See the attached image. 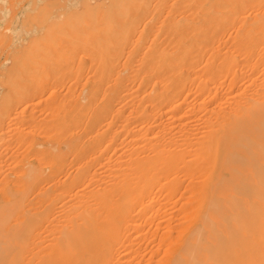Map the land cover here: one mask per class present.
I'll return each mask as SVG.
<instances>
[{
    "label": "bare ground",
    "instance_id": "obj_1",
    "mask_svg": "<svg viewBox=\"0 0 264 264\" xmlns=\"http://www.w3.org/2000/svg\"><path fill=\"white\" fill-rule=\"evenodd\" d=\"M34 1L32 0V3ZM81 1H80V5H81ZM110 1L108 2L110 3ZM142 1L143 0H141L140 2ZM166 1L169 2L170 0H166ZM183 1L181 3L179 0L181 5L185 2L187 3V0L186 1L183 0ZM196 1H197L196 3H200L205 0H196ZM210 1L211 0H209V3L208 2L207 3L211 5L213 1L212 2ZM96 2L97 1L95 0V3ZM123 2H125V0H123L122 3ZM127 2L129 6L130 3L128 0ZM136 2L141 4L139 1H135V4ZM168 2L165 3L166 6ZM170 2H174V0L173 1L171 0ZM188 2L190 4V7H192L194 3L193 4L190 3V0ZM46 3L50 4V2H46ZM83 3H85L83 5H86L85 6L86 8L89 7L87 5H92V3L88 4L89 1L88 3H86V1H84ZM112 3H114V1ZM149 3H147V6H149L148 5ZM180 3L178 4V6L180 5ZM123 4L122 6L126 8L127 5L124 6ZM139 4L138 6L141 7V5ZM151 4L155 8L156 7L155 4H157V2L155 3L153 0ZM56 5H57V1H56ZM93 5H96V4L93 3ZM131 5H132V2H131ZM168 5L171 6V3ZM173 5H176V4H173ZM187 5L188 4H186L185 7ZM7 6H9V4H7ZM49 6L54 8L53 5L52 6L49 5ZM64 6L65 5H63L62 3V7ZM109 6L110 4L108 5L107 8H110ZM169 6H167L166 9L160 6L159 9L161 8L163 9V11L165 10L164 12H166L167 10L171 9ZM200 6L198 7L201 8ZM222 6L220 7L221 10H219L220 8L218 7L219 11H217L216 9H214L216 11H213V9H210L212 13H210L208 9H204V10L201 9L202 11L200 10V13H199V10H197V13H196L198 14L197 16L195 14L196 11L194 10L193 12V9L191 8L190 10H187L184 6L180 7L182 9L178 8L183 11L180 12L179 10L180 13L178 15H175V17L176 16L182 17V15L181 16L179 15L182 14L183 12L185 15V11H187V13L190 11V13L188 14H190L191 16L195 14L193 17H195L196 20L197 18H199L201 21L200 22L198 20V23H196V27L193 26L190 28L191 24L189 23L190 25H188L189 19H187L188 17H190V15L187 16L188 15L187 14L186 16L183 15V17L186 18L185 21L187 20L186 25H178V26L176 25V27H173V30H172L173 32L177 31V32L183 33V31H185L186 33V31H188L189 28L190 29L188 33L186 34H189V33L192 34L194 33V31H196L198 35H196L197 37H194L195 40H192V41L187 40L188 42L184 41L185 43H179L177 40H176V43H173L174 41L173 40L174 37H173L172 39H170V44H169L168 37H166L167 32H164V31L161 32L158 29L159 28L158 24L163 21V18L166 15V13L171 12V11L163 13L164 15L159 12V14H161L162 16L159 15L158 13H157L158 15L155 14L157 19H159V17L161 16L159 20H157L154 17V19L158 21V22L155 21L157 23V26H154V29L157 28L159 32L157 30H152L153 27L151 26H153V23H151V26H149L150 21L152 19L151 14L148 13L150 9H148L147 11V14H149L148 18L150 19V21H148L149 20L147 18L148 15L145 12V15L143 16V18L142 16H140V18H142L143 21L142 19H139L137 16V18L140 20V21L138 20L139 22L136 20V18L135 20H133L134 17L138 15L135 13L137 12V10L135 12L134 11L131 12V10H129L130 12L128 14L131 13L130 15L132 16L135 13L136 15L134 14L135 16L134 17L132 16L133 18L131 17V19H128V22L125 24V26L123 25V28L121 29V33L119 34L116 41L114 42L113 40L109 42L106 39L107 41H105L104 43H101L102 41H99L97 38V36L100 35L98 34L100 31L96 33L97 34L96 36H94L92 35L93 32L91 30L90 31L92 33L89 32L91 36L90 34H88V31L85 34L87 36L89 35L88 36L89 38L88 37L82 38L83 34L81 37H79L78 35V37L76 36L74 38L73 36L74 34H72L71 38H74V39L73 40L71 39L72 41L70 42L69 46L67 45V42H65L64 40L60 42L61 40L59 39L61 38L59 37H62L61 33H59L61 34V36L55 37V39L57 38L58 41H56L57 39L56 40L53 39L56 43L59 42L61 43V45L63 43L62 47L63 46L65 48L69 47L72 51H74L76 49L75 47H77L78 50L77 52H75L76 54L72 52L71 53L75 55L76 58H77V54H79L78 59L80 61H81L82 55L79 58L81 54L79 52L83 53L86 51V54H87L86 58L87 59L89 58V59L88 60L85 59V60L90 62V64L88 63L89 65H86V68L88 66L89 67L91 66L90 68L88 67L90 71L92 68V71L94 70L104 79L102 80V78L99 77V75L96 76L98 77V79L101 78L99 80L97 79L100 82L102 81L101 86L102 87L107 86L106 88H108L107 90L105 89L106 92H104V94L101 96H99L100 94L95 93L97 94L96 98L102 97V96H104L105 98V100H103L105 102L104 105L102 106L98 105L99 107L101 106L102 109L103 108L104 109L103 110L98 109L99 108L98 106H97V109L98 111L100 110V113H101V110L102 112L104 110L106 111L105 112L106 115H104L105 117L103 116L104 112L101 113L102 115L100 116L101 118L104 117L105 118L104 120H106L108 115L110 116V118L109 119L107 118L108 119L107 121L103 120V123L107 122L104 125L102 121L101 122L99 121L100 117L97 116L98 113L97 115L94 113L90 118V122L88 121L87 109L91 111L89 108L93 107V104L95 105L94 103L95 101V94H94L95 91L94 90L95 89L93 90V87L97 85L94 88L97 87L98 89H101L99 86L100 82L97 81L99 85L95 82L96 84H94V86L92 83H90L92 84V87L90 86L89 87L94 92L88 90V96L86 98L87 100H89V102H86L88 103L86 104L88 108L86 110L84 109L86 111L85 115L87 119L85 118L84 120L83 118V121L86 122V124L84 123L83 125H86V126L89 125L91 129L89 130L90 132H92L91 137H93L92 141H89L88 140L89 138L85 140L86 137H88L89 135L88 136L86 135V137H82L84 138V141H87V142L89 141L90 143L86 147L88 151L85 150L84 144H81L83 143V139H82V142L80 139L79 146L74 142L73 144H76L77 146L72 144V148L75 147L73 148V150L75 149V151H73L71 149V146L69 145L70 150H72V153H73V154L72 153L70 154L73 156L72 157L70 155L65 156V158L66 157L69 158V156L73 158L75 154H78V155H81L82 157L84 153L82 154V153H79V152L76 153V152L78 150L80 152L84 150L86 153L84 156L87 157V160L84 161V159L86 158L83 159L80 156L75 155L74 162L79 157L81 162L84 161L86 164L85 163L80 164L81 162L78 159L75 164L77 167L75 169L70 168L74 170L75 172L73 171V173H70L71 170L68 167H72L74 163H69V161L71 160V158H69V160H67L68 162H66L65 164L67 166V169H66V166L64 168L61 167L63 170L64 169L66 170L62 171L63 173H61V171L60 173H58L59 170L53 171L50 169V171H47L49 168H52V166L54 167L55 165L61 166L60 163H58V161H56L58 163L57 165V163L55 164V160L53 162L52 160H50L48 164L53 163V165L51 167L49 165L48 169H44L43 167L44 170L49 172L48 173L49 175H44L41 168L34 167V165L39 164L40 167L42 165L44 166L48 165L44 163L46 161H49L50 157H48V160H47V156L44 157L43 155H41L42 151L45 152L44 150L45 146L43 149L42 147L37 146L36 144L38 143L35 142L36 147H39V150L41 148L40 155L37 158L34 156L36 150H37V153L39 152L37 148L34 149L33 147H31L33 151L35 150L34 152H32L33 155L32 153H30V151L32 150L28 151L29 147L31 146L30 144L33 142L35 138L34 137L25 138L28 135L27 133L29 132H30L29 134L34 135V133H31L33 129L32 126L35 124H39V122L36 121L37 123L35 122V124L34 122H30L33 119L32 118H31L32 120L29 119L30 116L28 115H30L29 113L31 114L33 113L27 107H25L28 109L26 110L27 112H25L27 114L25 113L23 114V112H21L23 115L21 116L20 115L21 113H20L18 114L19 117L16 116L15 114V112H17L16 109H13L15 111L14 113H12L13 112L12 108L10 109L11 112L9 114L5 113L6 116L10 115L9 118H7L8 116L7 117L5 116V118L8 119L7 121L9 120L11 121L13 117H18V118L21 117L20 119L22 120L24 117L28 116L27 117L28 120H26V122H24L25 120H22L20 122L21 123L23 122L24 124H28L30 122L33 124L31 125L29 123L31 125V126L29 125V128L32 127V129L30 128L31 131H26L29 128H25L26 130H24L22 127L21 129V126L18 125L19 121L17 120L18 121L17 122L13 118L11 123L13 122V120H15L12 124L16 123L18 125V127L16 125L17 127L16 129L18 130L14 128L15 125L12 126V124H10V126H12L13 129L11 128L12 130L7 132L8 134H10L8 135L5 132L7 131L8 128L10 129V126H9L10 121L9 123L8 122L5 123L4 121L6 120L3 121L4 127H5V124L8 123V126L5 127V128L7 127L8 128L3 129V125H0L1 126L0 129L2 128L1 129L2 131L0 132L1 133L0 142L2 141V139H5V136L7 139L3 140L4 142L2 141L0 145H2L3 143L6 144V145L3 144L2 146L3 148H6L7 145L9 146V144L12 142L14 144L13 146L15 147L14 148L12 145L11 147L13 148H11L10 146L8 147V148H11V153L8 150L3 151V154L1 155L3 156L5 154L4 157H6V154L8 152L11 154V156H9L8 154L7 155L8 157L6 158L3 157L5 159V160L3 159V161H6L9 164L11 157L12 156L14 157L13 154L16 152L15 150L19 148L18 146H21L19 144H21L23 141H26V142H23L25 143V147H26V148L24 147V150L25 151L27 150L29 153H26L27 151L25 152L22 149L23 147L21 146L22 147L21 152H19L20 149L18 150L19 155H18V152H16L17 155L15 154L16 157L18 156V158L16 157L15 159L12 158L15 161V164L17 165L18 163L17 160H19V164L22 162L20 161L19 157L22 158L23 155L21 156L20 153L26 154L25 155L26 157L34 156L35 159L36 158L38 159L36 160L37 163H35L34 165H31L32 163L30 164L31 166L28 167V169L24 171V174H22L23 170L21 171V174L19 175H24V178L18 175L19 171L21 169H24V166L22 168V166L20 167L21 165L20 164L19 168L21 169L17 170L16 169L17 166L14 164V161H12L11 159L12 162L10 166H13L12 163L16 166V167L13 166L16 169L15 170L13 168L14 169L13 174L17 173L16 175H18V177H21L23 179L22 180L20 178L21 182H18L19 179L17 178L13 179V178L8 177L9 173L2 171V173H4L6 176L8 174L7 179H9L10 181L13 179L16 184L20 183L19 188L17 185H15L13 181H11L10 183L13 186L15 185L14 187L11 185V188H14L13 190L19 189L20 191V194L17 193L18 197H15V196L13 197V198H16L14 202L16 203V205L17 204L19 205V202L20 203L22 202V206H23L22 208H24L25 206L23 204H25L26 202L25 203L23 202L28 201L27 199L30 198L31 197L30 195L32 194L33 200L29 199V201H32V202H30L29 204L27 203L28 205L26 204L27 207L28 206L30 207L31 203L35 202L34 198L36 197L33 198L35 193L39 194V193H42L43 190L48 189L45 187V184L49 185L47 187H50V186L53 187V191L51 193L48 192L49 194L47 193L43 197H40L39 195H37V198L35 199L37 200L36 202L39 201L41 203L42 202L44 203L52 202V204L50 205L51 207L47 204V206L50 207L49 212H47L48 209H45L46 212L45 210L40 212L39 208L43 207L45 204L41 205L40 207L38 205L39 203L37 204L35 202L31 206L34 208V209L32 208L33 211L31 210V207L29 208L32 211L31 215L25 216L23 212H25L26 210H23L21 208L23 212L20 213L19 210L17 209L18 210L16 212L17 214H14L17 216H12V218L14 219L10 220L12 222H7L6 220L0 219V228H2L0 229V264H264V0H228L226 1V4ZM38 7L36 9H38ZM59 7H60V11L67 8L65 7L61 10V4ZM90 7L87 10L89 11L92 10L91 12H93V9H90ZM168 7L170 9H168ZM195 7L197 6H194V9H196ZM213 7H214V4H213ZM213 7H210V8H213ZM29 8L31 9V5ZM42 8L44 7L42 6ZM56 8L58 7H55L54 10H56ZM6 9L7 10L4 13V16H6V14L8 13L9 8L7 7ZM73 9L74 8L71 9L72 11H74L73 14L77 13L76 16H78V14L80 15L79 10L81 9H78V12L75 11L76 8L74 10ZM103 9L102 10L99 9V10L104 12L106 8L105 10ZM145 9L143 10L145 11ZM178 9L176 10L173 9L174 11L171 14H173L174 16V14L178 13L177 11ZM51 10L54 13V10L53 9ZM51 10L48 9V11H51ZM87 10L85 12H87ZM112 10H115V9H112ZM26 12L28 13V10ZM71 12L69 14L73 15ZM91 12L85 13V16H82V17H85V18L89 16L92 17ZM108 12H111V10ZM213 12H217V13L213 14ZM14 13L16 12L14 11ZM27 13L26 15L28 16L30 12L28 14ZM55 13H58V12L55 11ZM113 13L112 14L110 13L111 17L112 15H114ZM151 13L153 14L154 12L151 11ZM87 14H90V15H87ZM94 14L96 13L94 12ZM97 14L99 13L97 12ZM9 16L10 17H8V19L12 20V17H11L12 15L9 14ZM32 16L30 17L29 15L28 18L29 17L33 18ZM54 17L56 16L54 15ZM101 17L98 15V18L94 17L93 19L97 21V19L99 18L101 19ZM115 17L117 18V15ZM178 17H176V19H178ZM61 18L60 17L58 19L56 18V21L58 20L57 21L58 23H55V22L51 23L52 28L54 27L55 24L58 25L60 28L65 27L63 21L66 18V16L64 17V19L63 17ZM85 18H83L84 21H85ZM105 18L107 21V18H108L107 14ZM8 19L6 17L5 23H7V25L4 23L6 25L4 28L13 30L14 28H12V26L8 24V23H11L10 20ZM51 19L48 20L46 18L48 22L49 21L51 22ZM59 19H61L62 21L60 20L61 22H59ZM78 19H80L79 16H78ZM78 19L77 20L75 19L77 23L79 22ZM118 19L119 17L116 19V21H118ZM144 19H146L149 22L147 26L152 28L150 31L152 35L148 33V35L150 34L149 38L152 39V37L154 36V39L152 40L146 39L144 42V43H147L148 45L149 42L152 41L151 46L149 47L148 45L149 50H146L147 45H145L144 43H143L144 46H142L144 47L143 49H145L144 52L149 51L148 54L145 52V55L146 56L148 55L147 56L148 59L147 57L146 58L144 57V59L141 57L144 55L143 50H141L142 47L140 49L141 55L137 52V50L135 51V53L139 54V57L141 58L131 59L130 55L135 54V53L132 54L134 50V46H130V44L132 43L129 41H127L128 43L123 42V41L126 38L127 31L129 30L131 31L129 27L133 25L134 21H136V23L138 22V24L134 23V26L137 25L138 28L136 30L135 29L136 27L134 28L133 26L134 30L133 29L132 30L134 31V34H136L137 32L136 36L140 35L139 32L142 31V29L140 28L141 27L143 28L144 25L146 24V20L144 21ZM165 19L164 21H167V19L166 20ZM171 19L175 20L174 18H171ZM46 20H45V24L48 23L46 22ZM23 21H25V19ZM52 21H54V18L52 19ZM106 21L104 23V21L102 22V20L101 21L99 20V22L104 23V24L107 23ZM141 21L145 23H143L144 25L140 24L141 26L139 28V23H141ZM171 21L172 20H170V22L168 21V23H171ZM180 21L182 23V20ZM16 22L17 20L15 21V23ZM60 23H62L63 25H61ZM156 23L154 25H156ZM168 23L166 22L167 24L166 28H168ZM73 24L75 23L73 22ZM86 24L88 25V22ZM37 25H39L40 27L42 24L41 25L37 24ZM109 25L110 24L108 23L107 27ZM49 26L46 24L43 27V29L48 30L50 29L48 28ZM82 27L83 26H81L80 29ZM162 27L164 30L165 24ZM27 28L28 27H26V29ZM32 28H33V25H32ZM66 28L67 27H65V29ZM70 28L72 29L73 27H70ZM76 28H77L76 31L79 30V27H76ZM113 28H110V29H113ZM127 28L128 30H126ZM83 29L84 27L82 28V31L86 30V29L84 30ZM106 29L108 30L109 27ZM73 30L75 31V27L73 28ZM24 31H25V28H24ZM55 31H54V34L57 35L58 33L56 34ZM61 31H63V29ZM74 31L73 33H75ZM116 31L118 32V29ZM154 31L160 34V35L158 34L159 37L163 34L162 36L164 37L166 41L164 42L162 40L163 42H161L162 43L161 44L160 41L156 40V42L158 41L160 44L158 43L153 44L156 38L155 35H157L155 34ZM5 32L1 31L0 29V47L13 44L11 39L9 38V33L6 34ZM48 32L50 33V30ZM48 32L45 31L46 35L44 33V37L46 36L49 37L50 35L53 34L52 32L51 34L48 35ZM67 33L69 34V32ZM76 33H80V32H76ZM153 33L155 35H153ZM32 35L34 34L32 33ZM55 35L50 36L49 39L52 40V37H54ZM104 35L101 34L100 37H103ZM29 36L31 35H28V37ZM167 36L170 37L171 35L167 34ZM184 36L186 37L187 35H184ZM16 37H18V35H16ZM131 37L129 39H131ZM69 38H70V34H69ZM69 38H68V41H70ZM104 38H106V36H104ZM138 38L132 37L134 41L137 40ZM181 38L178 37V39L180 40ZM38 39L42 40L40 37V38H36V40L34 41V36L32 39H29V40H32V42L33 43L35 42L36 44L38 43L37 42ZM65 39H67L66 35H65ZM112 39H115V38L112 37ZM140 41H142V39ZM171 41H172V44H171ZM29 43H31V41ZM29 43L28 45H30ZM40 43L41 41H39V45ZM139 43L140 42H138L137 44ZM35 44L34 46L31 44L33 47L30 45L31 46L30 48L31 49H36V47L39 48L37 44L36 45ZM43 44H46V43L44 42ZM44 46H43V49L45 48ZM57 46L58 45L54 46L53 44L52 51L55 50L54 51L55 54L53 52L52 53L54 55L57 54L58 56L59 53L60 54L62 53L61 52L56 53ZM62 47L58 46L57 48L60 49ZM64 47L60 49V51L66 50ZM10 48L11 47H9V49ZM52 48H50L49 51H51ZM9 49H6V50L8 51ZM81 49L84 51H81ZM36 50H33L34 53L36 52ZM7 51H5V53ZM15 51L17 52V50ZM25 51L26 53L29 51V49H26V46L24 47V51L22 52H25ZM39 51L40 50H38V52ZM1 52L3 51L0 50V53ZM12 52L9 50V54H11ZM48 52L46 50L47 56H49ZM121 52H122V55L125 52V54L122 57H121V54L119 55V53ZM34 53H33V57L35 58L36 57L35 55L38 53L36 54ZM83 54L85 56V53ZM19 55H22V54L20 53ZM38 55H40V53ZM41 55H43L42 51H41ZM63 55L64 56L66 55V56L64 57ZM26 56H29L28 53ZM47 56L43 58H46ZM18 57L22 58V56H18ZM29 57L31 59L32 54ZM66 57H67V54H62L61 56L63 60ZM4 58L5 57H3L2 59ZM24 58H25V54H24ZM48 58L49 60L50 59L53 60L51 56ZM61 58L59 55V60ZM78 59L77 61L74 60L76 62L75 63L76 67L77 66L80 67L79 65L80 62L78 61ZM13 60L11 61L12 63H13ZM35 60L37 61V62L35 61V63H39L43 61L41 59L38 62V59L36 58ZM63 60H60V62L61 61L63 62ZM65 60H68V58H66ZM32 61H34L33 58H32ZM44 61H43V64L40 63L42 65H39V66L36 65L35 67L41 66L40 68L37 67L39 69V72L41 73L42 71H44L41 75L44 77L43 74H45V76L46 77L48 76L49 78L50 72L48 71L49 73H47V70L45 69V67L46 66L48 67V65L50 66L51 60L48 61L47 59L48 62L47 61L44 62ZM54 61L59 62L57 58L53 60V62ZM69 61L70 60H68V63L73 62L72 64L74 65V61H70V62ZM7 62H9V66H12L10 65L11 64L10 61H7ZM15 62L16 61H14L13 65H15ZM68 63L66 64V62H63L64 65L66 64L67 68L71 69L73 65L71 63L70 65ZM44 64H45L44 70H42ZM53 64L51 65V67L54 68L55 65L53 66ZM84 64H87V62H85ZM32 65H30L31 69H33L35 64L32 62ZM19 66L21 67V65ZM19 66H17L16 64V66L15 67L13 66V67L19 68ZM13 67L12 68L10 67V68L13 69ZM51 67H48V68L51 69ZM59 67L60 66L56 67L60 71L58 75L59 78L56 77L58 78L57 79L58 82L61 84L66 79H68V83L70 82V84L66 83L67 80L64 82L66 83L65 85L66 88H68L67 87L68 85H70V87L71 85L74 87V84H75V89H76V86H78L77 88L79 89L80 86L78 84H80L79 83L80 80L78 82L77 78H78V73L80 72V70L78 71V69H73L74 67L70 71L68 69L64 73L65 76L68 74V72H71L72 70H74L72 72L73 74L76 70L77 74L76 73L75 74L77 75V78L75 77L76 78L75 79L74 75L69 73L66 79L61 78V79H64V81L62 80L63 82H61L60 74L62 75L64 71L62 70L61 72L60 69L63 67L62 66L60 68ZM27 68L29 69V66ZM56 68H54V72H53L54 75L56 74V70H55ZM38 69H34L33 72H36ZM63 69H66V67ZM122 69L127 70L126 73L123 75L120 72V70L122 71ZM3 71H5V69ZM50 71L52 72V70ZM59 71H57V73ZM84 71L86 70L84 69ZM92 71L86 72L85 75L82 73L83 78L85 76V79H83V83L81 81L82 86L80 89H82L81 90L82 93L85 92V91L83 92L84 88L82 87L85 84L86 80H88L87 78L90 77V74H92ZM87 73L89 76L87 75ZM32 74L33 76H31ZM6 75L8 76V74ZM31 75H22V77L24 78L25 76L26 78L33 77V79L32 78L31 79L34 82L36 80V77L39 79V77L36 74L31 73ZM34 75L36 76L34 77ZM41 75H40V78L42 79H40L39 81L42 83L37 81L38 79L36 80V83L37 82L39 83V85L37 83L38 90L31 88L32 90L30 91H35L36 93H38L37 91H40L45 85V83H47V82L44 83L43 79L47 80L48 78H45V77L43 78ZM69 75H72L71 77L73 78L71 79L70 77V81L68 78ZM86 75H87V78H86ZM5 77L3 79H6ZM96 77L94 78L93 76L92 79L94 78L95 80ZM50 79L51 80L49 83L53 82L52 84H54V80L52 81L51 77ZM11 80L15 82L14 80L16 79L11 78ZM71 80L74 81L73 84ZM94 80H93V83H94ZM18 81L21 82L22 80L18 79ZM18 81L16 80L17 82L16 84H18L17 86L19 85L22 86L21 83L19 84ZM27 81L24 80L25 83ZM75 81L77 82L75 83ZM105 81L106 82L109 81V84L107 85ZM104 82L106 84L105 86H104ZM3 84L2 86H4ZM52 84H50L51 87L49 86L51 90L52 88L57 89L58 86L56 87L55 85H53L54 86L53 87ZM47 85L49 84L47 83L45 86ZM5 86L8 87L7 84ZM39 86L40 88L41 87L42 88L40 89ZM45 86L43 90H45ZM14 89H16L17 91L20 90L19 91L20 93L24 92L23 97L24 96L28 97L27 98L28 101H26L25 100L26 98H25L24 102H22L21 101L23 99V97L21 96L22 93L19 94L20 95L19 97L18 94H15L17 93L15 91L14 93L15 96H14L12 92L13 90L10 91V93L12 92L11 94L7 93L8 95L10 94L9 95L10 97L8 96L9 99H11V97L13 98V96L16 97V95H18L17 97H19L20 99L22 98L20 100V103L22 104L21 108L22 107L24 108V105L26 106V102L29 103V98H31V95L29 97V94H28L30 91L27 92V90H29L30 88L27 89L25 87L28 96L24 95L26 93H25V90H23V88L17 89L15 87ZM46 89H49V88L47 87ZM69 89L71 90V88H68L66 89V92L64 90L63 91L64 94L66 93L68 94V96L69 94L70 96L72 94H75L76 96L78 95L77 97L80 96V93H81V91L79 92L80 89L77 91L79 93H73V90H71L72 92L70 91L71 92L70 93L68 91ZM86 89L87 88H85V90ZM51 90L49 89L48 93H47V90H45V93L49 95L51 93ZM54 91H52L53 96L49 95L50 97H53L51 100H49L50 98L48 100L47 99L44 100V98L46 97L41 96L42 99L45 101L44 102L41 99V102L42 103L44 102L45 104L47 102V105L49 103V106H50L48 108L49 111H46L48 109L41 110L43 111V113L40 111L41 114H44L47 112L49 113L51 110L54 112V114H51L52 111L49 113L50 115L49 118H52V117L55 118L56 114L59 113L57 112L56 109H58V111L63 113V110L64 108H66L67 103L69 101H72L73 97L75 100L77 98V97L75 98V96L72 95L71 97L72 99L70 98L69 101H67V103L64 104L65 106L63 108L62 103L66 102V100L69 97L65 95L60 96L59 94L60 93L63 94V92L59 91V89L55 91L56 94L59 91L58 95H55ZM100 91L101 90H99L98 92ZM31 93L33 94V92ZM39 93L41 94L42 90ZM39 93H38V97H40ZM82 93L81 95L85 94V93L84 94ZM100 93H102V91ZM7 94L5 93L6 96L2 98L4 99L5 97L7 98ZM35 96L31 98V101L33 98L35 99L38 98ZM59 96L61 98L65 97L66 100H63L64 98L62 99L54 98V97H59ZM85 97L86 96H84L83 101H87ZM1 99H0V102H1ZM4 99H3V102H4ZM53 99L54 100L60 99V101H57L60 103L62 101L64 102H62L61 103L62 105H60V103H57L56 100L53 101ZM101 99L99 100L98 98V101H101ZM16 101L17 103L14 101L15 103L14 104L10 103L9 106L15 105V108H17L16 105H19V101L18 100ZM38 101H40V99ZM51 101H53V103L56 102L54 104H57V105L52 104ZM83 101L79 100V102H81L79 103L80 105V107L78 106L79 108L76 107L75 104L73 105V107H76L77 110L81 109L82 113L79 111L76 112L75 111L76 109H75L74 111L76 113L73 112L72 117L70 115L72 119H73V115L79 114V113L82 114V117H85V115L83 116L84 114L83 108H86V107H84V105L82 106V103L83 104L85 103ZM98 101L96 102L100 104ZM32 102L33 104H31ZM32 102L30 103L32 105V107L30 106L31 108H33V105L35 104L34 100ZM41 102H39L38 105L39 106L41 105L40 107L42 108L45 107L46 105L44 103L42 104ZM114 102L118 103V105L116 104L117 107L114 106ZM89 103L90 104L93 103V104L90 106ZM3 104L6 105L5 102ZM3 104H0L1 107ZM72 104H70L69 102L68 106ZM96 105L94 106V108L96 107ZM58 106H60L63 109H60V107L58 108ZM81 106L83 108H81ZM4 107L2 108L3 110H4ZM36 107L33 108V111L35 109L37 110L38 108L40 109V107L38 108ZM18 108H17L18 112H20L19 111L21 109L20 106H18ZM54 108L56 111L53 110ZM7 111L8 110H6V112ZM35 112L36 111H34V114H36ZM2 113H4V111ZM11 113L15 114V116L11 115ZM92 113H93V110H92ZM39 114L40 113H38V115L36 114L38 116V119L40 118ZM89 114L91 113L89 112ZM46 115H43V117ZM58 115L60 116V114ZM40 116L42 117V115ZM76 116L79 119L78 115ZM43 117L41 118L42 120L40 119L41 121H44V122H40L41 124H43L42 127L47 124V126H44L45 128L43 127V130H42L43 135L46 131V128L48 127L45 133V136H44L45 142L48 138L47 134H49V138L50 136L54 137L56 136L57 133H61L59 129L62 130L63 133L56 136L57 141L59 142V138L62 134H63L62 135L63 137L60 138V141L61 139L65 137L64 134H66L65 132L67 131L66 129L68 127L71 128L72 126L74 130H78V127L80 128L82 124L81 122H79V120H77L79 122L78 123L79 126H77L78 124H76V122L73 123V121L76 120V117H74L73 121L71 119H68L69 121L70 120L72 121V124H75L77 128L76 129L74 128L75 127L74 125L70 126L71 122L69 123V121L66 120L67 117L66 118L63 117L65 119L61 121L62 122L61 124L60 123L58 124L63 125V121L65 120H66L65 123H69V125L68 124H64L63 126L58 125L62 128L66 125V128L64 127L65 130H63L62 128L58 127L56 124L59 121L57 122L55 121V120H60L61 117H59V119L55 118L54 125L52 122L53 119L48 120L49 118L47 116L46 117L47 121H46V119L44 120ZM3 119H4V116H3ZM0 121H2V119ZM98 121L106 129L103 126H101ZM49 122H52L50 123L53 126L52 129H51ZM41 124H39V126L37 125L38 127L36 129L38 131L42 129V127H40ZM97 124H99V126H97L98 128H96ZM19 127L21 130H23L22 133H24L25 131L27 135L24 133V135L22 136L23 140L19 138L21 142L20 141H19L20 143L17 142L16 143L17 145H16L14 141H16L17 138L15 136H12L11 134L14 132L15 135L17 136L16 132L18 131L19 133L18 136L22 135ZM39 127L40 129H38ZM55 127L58 128V131ZM89 127H87V131L84 130V134H87L85 133V131L89 132L88 131ZM100 127L102 131L104 129L107 131L106 139H104L105 135L103 134L104 140L101 137L96 136L97 133L98 134L101 133L100 131L98 132V129H100ZM49 128H50L49 130L50 133L48 132ZM53 128L55 131L53 130ZM70 128L68 129V133H67L69 136L66 134L67 137L69 138L71 136L70 134L74 132V130ZM3 131L5 134H3ZM51 131L55 132L56 134L53 136L54 133ZM79 131L81 130L76 131V133L77 132L81 133ZM38 133H41V131ZM38 133L36 135H38ZM51 133L53 134L51 135ZM1 135L2 136L5 135V136L1 138ZM7 135L10 137H13L12 140H10L11 141L10 143L7 141L10 139V137L8 138ZM76 136L77 135H75L74 137ZM56 137H55V141H56ZM96 137H99V139L100 138L102 139L103 143L102 141L101 143L103 147L106 146L105 148H108V146H110L108 149L109 151L112 149L111 152L112 151L113 152L112 153L110 152V154H108L107 156L106 153L109 151L104 148L107 151L106 152L105 150H103L102 147H99L100 146L99 144L101 143H99L98 141L99 139ZM30 139H33V140H30ZM28 140L31 141L30 144L28 143L29 142ZM34 141H36V139ZM76 141L78 142V140H75V142ZM104 141L106 142V145H104L105 143ZM27 143L29 144V146L27 145ZM66 144L64 143L63 145L67 147ZM80 144L84 147H81ZM26 145L28 146V148ZM47 145H49L48 141H47ZM2 147L0 146V148ZM76 147H79V148L81 147L82 149L77 150ZM96 147H99L101 149L98 150ZM54 150L56 151V154L58 156L61 154L63 155V151L61 152L58 146L57 147L54 146L53 151ZM4 152H7V153H4ZM95 152H97V154ZM0 153H2V151ZM42 154L44 153L42 152ZM100 154H102V156ZM105 155L107 156L106 160H105V157H103ZM58 156H56V160ZM76 156L78 157L76 158ZM1 157H0L1 159L0 164L3 165L2 163L3 161ZM7 158L9 159V161H7L8 160ZM41 158L43 159L46 158L45 162H43L42 165H40L41 164L40 161L42 160ZM25 160L27 159H24V161ZM70 162H73V161L71 160ZM29 163H30V160H29ZM89 163H92V165H90L91 166L90 169L88 167ZM83 164H85V166L80 168L79 166ZM97 165L98 166L101 165V166H99L98 168ZM10 166L9 165L7 167L5 166L6 168L4 166L2 167L0 166L1 167L0 169L1 181L3 180V178L6 181V178H5L6 176L5 175L3 176V174L1 173V170H7V168ZM73 167L75 166L73 165ZM61 168L59 169L62 170ZM68 170L70 172H68ZM65 171H67L70 174L65 175L66 174ZM56 172H57V175H56ZM62 174L64 175L60 179V176ZM16 175L14 176L11 174L10 176L15 178ZM65 176H67V178ZM63 177L65 178L62 179ZM4 180L2 182L3 184L5 183ZM9 180L8 182H10ZM1 181H0V184H1ZM3 184H1L2 186H0L1 188L3 187L1 189L2 192L3 190H5L4 186L7 187L8 185L7 183H5L7 185L5 184L3 185ZM8 192L6 193L7 195H9ZM4 194L5 193H3V196L0 197L1 200L3 201V198L6 199L7 197L6 200L9 201V199L11 198L10 195L4 197ZM3 202L5 203L6 201H3ZM34 205L37 206L39 211H37V208L34 207ZM13 210H14V207H11L10 211L12 212ZM29 212L30 211L28 210V213Z\"/></svg>",
    "mask_w": 264,
    "mask_h": 264
},
{
    "label": "rangeland",
    "instance_id": "obj_2",
    "mask_svg": "<svg viewBox=\"0 0 264 264\" xmlns=\"http://www.w3.org/2000/svg\"><path fill=\"white\" fill-rule=\"evenodd\" d=\"M9 1H11V2H9ZM14 1H15V2H14ZM22 1H23V2H22ZM33 1H34V0H33ZM51 1H52V2H51ZM56 1H57V5H56ZM71 1H72V2H71ZM80 1H81V0H70V1H69V0H55V1H53V0H36V1H34V2L32 3V0H21V1H19V0H13V2H12V0H8V1H7V0H0V2L3 3V4L0 3V12H1V14H0V29H1V31H3V32L7 31V32H5L6 34L9 33V38L11 39V41H12V43H13V44H12L13 47H12V45H7V46H2V47H0V50L3 51V52L0 53V60H1L3 57H5L4 59L1 60L2 62L0 61V69H1V70H0V76H1V77H0V80L2 81V83H1V81H0V94H1V95H0V99H1L2 97L6 96L5 93H6V94H7V93H10V91H12V90H13L12 92H13V95H14V96H15V94H18V95H19V94L22 93L21 96L23 97V93H24V92H21V93H20V92H19L20 90L17 91L16 89H14L15 87H16L17 89H22V88H23V90H25V93H26V94H24V95L28 96V94H29V97H30V95H31V98L34 97L35 95H36L35 97H38V93L42 90V93H43V92H44V93H43V94H42V93H41V94L39 93V96H40V97L36 98L37 101H36L35 98L32 99V101L34 100V103H35V104L33 105V108H35L36 106H37L36 108H38V107L41 106V105L39 106L38 104H39V102H41L42 97H46V98H44V100H45V99L48 100L49 98H50L49 100H51V99L53 98V97H50V96L52 95V91H54V90L56 89V88H54V89L52 88V90H51V88H50V87H51L50 84L53 83V82H52L53 80H54V84H52V86H53V85H55L56 87L58 86L59 88L57 87V89H59V91H61V92H63L64 90H65V92H66V89H68V88H71V90H73V93H79V92L82 90V89H80L81 86H82L81 81H82V83H83V79H85V76H84V78H83L82 73L85 75L86 72H88V71L91 72V71H92V68H91V71H90V69H89L91 66H90V67L88 66L89 68H88V67L86 68V65H89V64H90V62L86 61V60L89 59V58H88V59L86 58V57H87V56H86V55H87V54H86V51L83 52V53H85V56H84V54H83L82 52H79V53H81L80 56H79V58H80L81 55H82L83 58L85 57L84 60L86 59V60L84 61L83 58L81 57V61H80V60L78 59V55H79V54H77V58L75 57V55L72 54V53L77 52L78 48L75 47L76 49H75L74 51H72L69 47L65 48V47L63 46L66 50H63V51L61 50V51H60V49L63 48V47H62L63 43H62V45H61V43H59V42L56 43V42L53 40V39H55L56 36H61V34H62V37H59V38H61V39H59V40H61L60 42H62V40H64L65 42H67V45L69 46V45H70V42H71L76 36L78 37V35H79V37H81L82 34H83L82 38H83V37L86 38V37L89 36V35H88V36L85 35V34L87 33V31H88V34H90V33L93 32L92 35H94V36H96V35H97L96 33L100 31L101 33H100V32L98 33V34H100V35L97 36V38H98L99 41H102L101 43H104V42L107 41V40H108L109 42H111V40H113V42H114V41H116L117 37H118L119 34L121 33V29L123 28V25L125 26V24L128 22V19H131L132 16L134 17L136 14H138V15H136V16L134 17V19H133V20H135V18H136V20L138 21L139 19H142L143 16L145 15V12H146V14H147L148 9H150V11H149L148 13L151 14V18H152L151 21H153V22H151L150 19L148 18V17H149V14H147L148 16H147V15H146V16H147V18L149 19L148 21H150V24H149V22H148L146 19H144V21L146 20V24H145L146 26H145V25L143 24V23H145V22H142V21H143V19H142L141 23H139V28H140V26H141L140 24H143L144 27H143V28H142V27L140 28V29H142V31H140L142 34L139 32V34H140V35H139L140 37H139V36H136L137 32L135 31L136 34H134V31H133L135 27H136V28H135L136 30H137V28H138L137 25L134 26V23H136V21H134L133 25L129 27V29H131V31H130V30L127 31V35H126V38H125V39H127V40L124 39V41H123V42H127V41H129V42H131L132 44H134V45H132V44L129 43L130 46H134V50H133V53H132V54H134L136 50H137V52L140 54V49H141V47L144 46V44L147 45V43H144L145 40H146V39H147V40H148V39H151V38H149V35L151 34L150 31H151L152 28L148 27L147 24H149V26H151V23H153V26H151V27H153L152 30H157V31H158V29H159V31H161V32H162V31L167 32V33H166V37H168V43H169V44H170V39H172L173 37H174V39H173L174 41L172 40L173 43H176V40H177L179 43H185V42H188L189 40L192 41V40H195L194 37H197L196 35H198V34L196 33V31H194V33H192V34H191V33L186 34V33H188V31H189V29H190L191 27H193V26L196 27V23H198V20L200 21L199 18L196 17V18H197V20H196L195 17H193V16L197 13V10H199V13H200V10H201V9H202V10H204V9H208V10L210 11V13H212V11H211L210 9H213V11H216V10L219 11V10H221L220 7H221L222 5H225V4H226V1H228V0H222V1L219 0L220 2H219L218 0H211L210 2L213 1V2L211 3L212 6H211L210 4H208V3H209V0L202 1L203 3L200 2V3H202V4H200V3H196V2H197L196 0H190V3H192V4L194 3L193 5L191 4L192 7H190V4H189V2H188L189 0H187V3L185 2V3H183L182 5H181V3H182L183 0H180L181 3L179 2V0H178V1H177V0H174V2L176 1L175 3H174V2H170V1H171V0H170L169 2L171 3V6L168 5V4H170V3H169L168 1H166V0H159V1H158V0H157V1L154 0L155 3L157 2V4H155V5H156L155 8H154V6L151 4V2H152L153 0H152V1H151V0H143L142 2H140L141 0H135V1H139L141 4H139L138 2H136V4H135V1H133V0H131V1L128 0L129 3H130L129 6H128V2H127V0H125V2H123L124 4L122 3L123 0H118V1H120V2H118V1H116V0H113L114 3H112V2H113L112 0H111L112 2H111L110 0H96V1H97L96 3H95V0H88L89 3H88L87 0H82V1H81V5H80ZM84 1H86V3H88V4L92 3V5H87V6H89V7L91 6L90 9H93V12H91L92 10H91V11L87 10L89 7L86 8V7H85L86 5H83V4H85V3H83ZM100 1H101V3H100ZM108 1H110V3H109ZM161 1H162V2H161ZM172 1H173V0H172ZM185 1H186V0H185ZM193 1H194V2H193ZM214 1H215V2H214ZM20 2H21V3H20ZM42 2H43V3H42ZM46 2H50V4H49V3H46ZM131 2H132V5H131ZM149 2H150V3H149ZM158 2H159V3H158ZM166 2H168V3H167V6H169V7L171 8V9H170V8L168 7V9H170V10H167L166 12H168V11H171V12L166 13V12H164L165 10L163 11V9H161V8L159 9L160 6L166 9V7H167V6L165 5ZM178 2L180 3L179 6H178V4H179ZM183 2H184V1H183ZM198 2H199V1H198ZM207 2H208V3H207ZM222 2H223V3H222ZM14 3H15V4H14ZM31 3H32L33 5H32ZM35 3H36V4H35ZM39 3H40V5H39ZM62 3H63V5H65L64 7H62ZM65 3L67 4V6H66ZM68 3H69V4H68ZM93 3L96 4V5H93ZM103 3H104V4H103ZM118 3H119V5H118ZM147 3H149V4H148L149 6H147ZM163 3H164V4H163ZM7 4H9V6H7ZM13 4H14V5H13ZM22 4H23L24 6H23ZM47 4H48V5H47ZM60 4H61V10H62L63 8H65V7H67V8H66V9H63L62 11H60V7H59ZM109 4H110V6H109L110 8H107ZM122 4H123L124 6L127 5L126 8H124V7L122 6ZM138 4L141 5V7L138 6ZM159 4H160V5H159ZM162 4H163V6H162ZM173 4H176V5H173ZM184 4H185V5L188 4V5L185 7ZM198 4H199V5H198ZM213 4H214V7H213ZM16 5H18V6H16ZM30 5H31V9L29 8ZM38 5H39V7H38ZM49 5H51V6H52V5H53V6L56 5V6H54V8H53V7H50ZM82 5H83V7H82ZM106 5H107V6H106ZM117 5H118V6H117ZM151 5H152V6H151ZM164 5H165L166 7H165ZM200 5H201V6H200ZM216 5H217V6H216ZM219 5H220V6H219ZM42 6H43L44 8H42ZM80 6H81V7H80ZM116 6H117V8H116ZM132 6H133V7H132ZM142 6H143V7H142ZM177 6H178V8H180L181 6H182V7L184 6L187 10H190V8H191V9H193V12H194V10H195L196 12H195V14L193 13V14H194L193 16H191L190 14H188V13H190V11H189L188 13H187V11H185V15H184V12H183L182 14L179 15V16L182 15V17H178V16H176V17H178V19H176L175 15H178L181 11H183V10H180V9H182V8L178 9ZM188 6H189V7H188ZM194 6H197V7H195L196 9H194ZM198 6H200L201 8H199ZM7 7L9 8V9H8V13L6 14V16H4V13L6 12V10H7L6 8H7ZM20 7H21V8H20ZM32 7H33V8H32ZM37 7H38L39 10L36 9ZM55 7H58V8H56V10H54ZM92 7H93V8H92ZM99 7H100V8H99ZM102 7H103L104 9H103ZM122 7H123V8H122ZM130 7H131V8H130ZM144 7H145L147 10H146ZM174 7H175V8H174ZM210 7H213V8H210ZM218 7H219L220 9H219ZM222 7H223V6H222ZM22 8H23V9H22ZM72 8H74V9L76 8L75 11H77V12H78V9H81V10H79L80 15L78 14V16H79L80 19H78V16H76L77 13H76V14H73L74 11L71 10ZM105 8H106V10H105ZM127 8H129V9H127ZM152 8H153L154 10H153ZM197 8H199V9H197ZM16 9H17V11H16ZM20 9H21V10H20ZM48 9H49V10L53 9V10H54V13H53L52 10H51L52 12H51V11H48ZM67 9H68V10H67ZM74 9H73V10H74ZM96 9H97V10H96ZM99 9H101V10L103 9V10H105V11L102 12V11L99 10ZM108 9H109V10H108ZM112 9H115V10H112ZM122 9H124V10H122ZM134 9H135V10H134ZM143 9H145V11H144ZM156 9H157V10H156ZM173 9H174V10L178 9V10H177L178 13L174 14V16H173V14H171V13H173V11H174ZM214 9H216V10H214ZM218 9H219V10H218ZM222 9H223V8H222ZM25 10H26V11L28 10V13L30 12V13H29L30 17H31L33 14H34L35 16L33 15V16H32L33 18H30V17L28 18L29 15H28V16L26 15L27 12H26ZM36 10H37V11H36ZM42 10H43V11H42ZM46 10H47V11H46ZM86 10H87V12H85ZM110 10H111V12H108V11H110ZM120 10H122V11H120ZM129 10H131V12H132V11L135 12V11L137 10V12H135L136 14L134 13L135 15L133 14V15L131 16V15H130L131 13L128 14V13L130 12ZM159 10H161V11H159ZM179 10H180V12H179ZM184 10H185V9H184ZM202 10H201V11H202ZM14 11H15L16 13H14ZM22 11H23V12H22ZM41 11H42V12H41ZM55 11L58 12V13H55ZM71 11H72V12H71ZM82 11H83V12H82ZM96 11H97L99 14H97ZM112 11H113L114 13H113ZM151 11L154 12V13H153L154 15L151 13ZM162 11H163V12H162ZM9 12H10V13H9ZM19 12H20V13H19ZM25 12H26V13H25ZM40 12H41V13H40ZM43 12H44V13H43ZM62 12H64V13H62ZM70 12H71L74 16H73V15H70V14H69ZM89 12H91V16H92V17L89 16L91 20L89 19V17H86V18H85V17H82V16H85V13H89ZM94 12H95L97 15L94 14ZM101 12H102V13H101ZM105 12H106V13H105ZM118 12H119V13H118ZM123 12H124V13H123ZM140 12H141V13H140ZM159 12L162 13V14H163V13H166V15L164 16L163 21H162V19H161L162 22L158 24V25H159V28H158V29H157V28L154 29V26H157V23H156L155 21L159 20V19L161 18V16H162L161 14H159ZM191 12H192V11H191ZM11 13H13V14H11ZM28 13H27V14H28ZM37 13H38L39 15H38ZM42 13H43V14H42ZM49 13H50V15H49ZM66 13H67L68 15H67ZM110 13H111V14L113 13L115 16L117 15V18L119 17L118 21H116L117 18H116L114 15H112V17H114V18H112ZM142 13H143V14H142ZM157 13H158L159 15H161L160 17L157 16V17H159V19L156 18V15H158ZM174 13H175V12H174ZM214 13H217V12H213V14H214ZM9 14L12 15V16H11V17H12V20L8 19V17H10ZM24 14H25L27 17H26ZM36 14H37L38 16H37ZM56 14H57V15L59 14V15L57 16ZM100 14H101V15L104 14V15H102V17H101ZM106 14H107V17H108V18H107V21H106V18H105V17H106ZM155 14H156V15H155ZM167 14H168V16H167ZM187 14H188V15H187ZM191 14H192V13H191ZM48 15H49V16H48ZM52 15H53V16H52ZM54 15H55L56 17H54ZM87 15H90V14H87ZM87 15H86V16H87ZM98 15L101 17V19L99 18V19H97V21H96L95 19H93L94 17H95V18H98ZM152 15H153V17H152ZM163 15H164V14H163ZM170 15H171V16H170ZM183 15H184V16H186V15L189 16V15H190V17L187 18V19H189V20H188V21H189V22H188V25L191 24V25H190V28L188 29V31H186V33H185V31H183L184 34H183L182 32H177V31H174V32H173V31H172V30H173V27H176V25L178 26V25H186V24H187V22H186L187 20L185 21L186 18L183 17ZM197 15H198V14H196V16H197ZM46 16H47V17H46ZM65 16H66V18L64 19ZM67 16H69V17H67ZM137 16H138L139 19L137 18ZM140 16H142V18H140ZM6 17H7L8 20H10L11 23H8V24H9L10 26H12V28H14L13 30L5 29V28H4V27L7 25V23H5ZM34 17H35V19H34ZM37 17L40 18V19H38ZM41 17H42V18H41ZM52 17L54 18V21H52V19H53ZM59 17H60V18L63 17V19H64V21H63V22H64V26L67 27L66 29H67L68 31L65 29V27H62V26H61L62 28H60V27H59L58 25H56V24H55L54 27L52 28V24H51V23H52V22L58 23V22H57L58 20L56 21V18L58 19ZM76 17H77V18H76ZM121 17H122L123 19H122ZM133 17H132V18H133ZM154 17H155L157 20H155ZM18 18H19V19H18ZM21 18H23V19H21ZM26 18H27V19H26ZM46 18H47L48 20L52 18V19H51V22H50V21L48 22V21L46 20ZM69 18H70V19H69ZM83 18H85V21H84ZM103 18H104L105 20H104ZM115 18H116V19H115ZM120 18L122 19L123 22L121 21ZM144 18H145V17H144ZM165 18L167 19V21H164ZM171 18H174L175 20H173V19H171ZM180 18H181V19H180ZM193 18H194V19H193ZM24 19H25V21H23ZM61 19H62V18H61ZM61 19H59V22L62 21ZM68 19H69V21H68ZM75 19H76V20L78 19L79 22L77 23V22L75 21ZM82 19H83V20H82ZM126 19H127V20H126ZM166 19H165V20H166ZM8 20H7V21H8ZM16 20H17V22L15 23ZM21 20H22V21H21ZM34 20H35V21H34ZM45 20H46V22H48V23H46L48 26L51 24V25H50L51 27L49 26L48 28H50V29H48V30H46V29L44 30V29H43V27L46 25V24H45ZM60 20H61V21H60ZM73 20H74V21H73ZM87 20H89L90 23H89V21H87ZM93 20H94V21H93ZM99 20H100V21L102 20V22L104 21V23H105V21H106L107 23H106V24L101 23V22H99ZM170 20H172L171 23H168V21L170 22ZM178 20H179V21H178ZM180 20H182V23H181ZM18 21H19L20 23H19ZM72 21H73L75 24H73ZM119 21H120V22H119ZM139 21H140V20H139ZM139 21H138V22H139ZM183 21H184V22H183ZM191 21H192V22H191ZM22 22L24 23V25H23ZM87 22H88V25H89V26L86 24ZM92 22H93V23H92ZM97 22H98V23H97ZM138 22H137L136 24H138ZM154 22L156 23V25H154V24H155ZM157 22H158V21H157ZM159 22H160V21H159ZM166 22L168 23V28H166V26H167ZM172 22H173V23H172ZM178 22H179V23H178ZM193 22H194V24H193ZM200 22H201V21H200ZM4 23H5L6 25H5ZM21 23H22V25H21ZM34 23H36V24H34ZM108 23L110 24V25L108 26L109 29H110V28H113V27L116 25L117 27H116V26H115V27L118 29V32L116 31L117 29H116L115 27H114L115 29H114V28H113V29H110L111 31H110L109 29L107 30L106 28H108V27H107V24H108ZM120 23H121V24H120ZM162 23H163V24H162ZM174 23H175V25H174ZM189 23H190V24H189ZM15 24H16V25H15ZM37 24H40V25L42 24V25L39 27V25H37ZM60 24L63 25L62 23H60ZM70 24H71V25H70ZM72 24H73L74 26H73ZM111 24H112V25H111ZM161 24H162V25H161ZM164 24H165V28H164V30H163V27H162V26H164ZM32 25H33V28H32ZM160 25H161V26H160ZM198 25H199V24H198ZM21 26H22V27H21ZM24 26H25V27H24ZM30 26H31V27H30ZM81 26H83L84 29H86V30L83 29L84 31H82V28H83V27L80 29ZM105 26H106V27H105ZM133 26H134V28H133ZM2 27H3V29H2ZM18 27H19V28H18ZM23 27L25 28V31H24V28H23ZM26 27H28V28L26 29ZM29 27H30V28H29ZM35 27H36L37 29H36ZM58 27H59V28H58ZM70 27H73V28L75 27V31L73 30V28L71 29ZM76 27H79V30L76 31V29H77ZM118 27H119L120 29H119ZM169 27H170V29H169ZM45 28H46V27H45ZM57 28H58V29H57ZM160 28H161V29H160ZM21 29H22V31H21ZM31 29H32V30H31ZM62 29H63V31H61ZM99 29H101V30H99ZM132 29H133V30H132ZM140 29H138V30H140ZM166 29H167V30H166ZM49 30H50V33L48 32ZM55 30H56V31H55ZM58 30H60V31H58ZM90 30H91L92 32H91ZM97 30H98V31H97ZM126 30H128V28H127ZM165 30H166V31H165ZM169 30H170V31H169ZM186 30H187V29H186ZM192 30H193V28H192ZM192 30H191V31H192ZM194 30H195V29H194ZM9 31H10V32H9ZM18 31H19V32H18ZM23 31H24V32H23ZM26 31H27V32L29 31V32L27 33ZM45 31L48 32V35L51 34V33L53 32V34L50 35V36L55 35V34H54V31L56 32V34H57V33H58V34L55 35L54 37H52V40H50V39H49L50 36H49V37L46 36L47 38L44 37V33H45ZM73 31H74L75 33H73ZM106 31H107V33H109V34H107ZM159 31H158V32H159ZM168 31H169V32H168ZM22 32H23L24 34H23ZM67 32H69V34H70V38H69V34H68ZM76 32H80V33H76ZM89 32H90V33H89ZM130 32H131V33H130ZM132 32H133V34H134L135 36L132 34ZM154 32H155V31H154ZM158 32H155V34H157V35H155V34L153 33V35H155V37H156L155 40H154V43H153V44H157V43L160 44L161 42H163V41L165 42V41H166V40L164 39V37L162 36L163 34L161 35L162 37H161V36L159 37L160 34H159ZM164 32H163V33H164ZM175 32H176V33H175ZM192 32H193V31H192ZM10 33H11V34H10ZM15 33H16V34H15ZM32 33H33L34 35H32ZM42 33H43V34H42ZM59 33H61V34H59ZM148 33H150V34L148 35ZM179 33H180L181 35H180ZM27 34H28V35H31V36L28 37ZM39 34H40V36H39ZM72 34H74V35H73L74 38H71V35H72ZM80 34H81V35H80ZM101 34H103V35L105 34L104 36H106V38H104V36H103V37H100ZM117 34H118V35H117ZM125 34H126V32H125ZM131 34H132L133 36H132ZM158 34H159V35H158ZM167 34H168V35H171V36L169 37V36H167ZM16 35H18V37H16ZM45 35H46V33H45ZM65 35H66L67 39H65ZM67 35H68V36H67ZM142 35H143V36H142ZM151 35H152V34H151ZM164 35H165V34H164ZM173 35H175V36H173ZM184 35H187V36L185 37ZM189 35H191L192 37L189 36ZM24 36H25L26 38H25ZM33 36H34V41L36 40V38H40V37H41V39H42V40H39V39H38L39 41H41L40 45H39V41L37 40L38 43H36V44H37V46L39 47V48L36 47L37 50H36V49H31V48H30L32 45L34 46V44H35V42L33 43L32 40H29V39H32ZM90 36H91V34H90ZM94 36H93V37H94ZM111 36H112L113 38H115V39H112ZM127 36H129V37H127ZM131 36H132V37H135V38H138V37H139V38H138L137 40L134 41V40H133L134 38L132 39ZM177 36L180 37V38L182 37L181 40L178 39ZM11 37H12V38H11ZM15 37H16V38H15ZM35 37H36V38H35ZM130 37H131L132 41H131V39H129ZM151 37H152V36H151ZM166 37H165V38H166ZM176 37H177V38H176ZM190 37H191V39H190ZM28 38H29V39H28ZM68 38L70 39V41H68ZM88 38H89V37H88ZM90 38H92V37H90ZM108 38H109V39H108ZM159 38H160V40H159ZM161 38H162V39H161ZM183 38H184V39H183ZM26 39H28V40H26ZM56 39H57V38H56ZM56 39H55V40H56ZM71 39H72V40H71ZM106 39H107V40H106ZM141 39H142V41H140ZM152 39H154V36L152 37ZM152 39H151V40H152ZM156 40L160 41V43H159L158 41L156 42ZM162 40H163V41H162ZM179 40H180V41H179ZM182 40H183V42H182ZM187 40H188V41H187ZM22 41L25 42V43H23ZM30 41H31V43H29ZM50 41H52V42H50ZM53 41H54V42H53ZM56 41H58V39H57ZM172 41H171V44H172ZM184 41H185V42H184ZM14 42H15V43H14ZM42 42H43V43L45 42L46 44H43ZM138 42H140V43L137 44ZM147 42H149V41H147ZM151 42H152V41H151ZM151 42H149V44H148L149 47L151 46ZM155 42H156V43H155ZM21 43H22V44H21ZM28 43H29L30 45H31V44H32V45L30 46V45H28ZM127 43H128V42H127ZM141 43H142V45H141ZM143 43H144V44H143ZM15 44H16V45H15ZM36 44H35V45H36ZM53 44H54V46L58 45L59 47H60V46L62 47V48L59 49V48H57V47H58V46H57V47H56V49H57V50H56V53H57V52H61L62 54H67V57H66V58H68V60H70V61H74V60H76V61H77V59H78V61L80 62V64H79L80 67H78V66L76 67V65H75L76 62H75V61H74V65L72 64L73 62L71 63V62L69 61V62L73 65V66H72V68L74 67L73 69H78V71L80 70V72H79L80 74L78 73V78L82 76L81 78H79V79L77 78V75H76L77 72H76V70H75V72H74L73 74H72V72H73L74 70H72L71 72H68V74L71 73L72 75H74V78L76 77L78 82H79V80H80L79 83H80L81 85L78 84V85L80 86V87H79L80 90L77 88L78 86H76V89H75V84H74V87H73L72 85H71V87H70V85H68V86H67L68 88H66L65 85H66V83H68V79H66V77H67L68 74L66 73L67 75L65 76L64 73H65V71H67L68 69H69V71H70L72 68H71V69H70V68H67L66 64L68 63V60H65L66 58L63 60V58H61L62 54L59 53L60 58H61L60 60H63V62H66L65 65L63 64L62 61L60 62V60H59V55H58V56H57V54L54 55V54H55V53H54L55 50L52 51V50H53V48H52V47H53ZM64 44H65V43H64ZM161 44H162V43H161ZM164 44H165V43H164ZM166 44H167V43H166ZM19 45H20V46H19ZM23 45H24V47L26 46V49H29V51L27 52L28 55L31 56V54H32L31 59H30L29 56H26V55H27V53H26L27 50H26L25 52H22V51H24V47H23ZM44 45H45V46H44ZM126 45H127V44H126ZM148 45H147V49H146V50H149ZM33 46H32V47H33ZM43 46L45 47L44 49H43ZM46 46H47V47H46ZM9 47H11V48L9 49ZM16 47H17V48H16ZM28 47H29V48H28ZM78 47H79V46H78ZM139 47H140V48H139ZM21 48H22V50H21ZM40 48H41V49H40ZM50 48H52L51 51H49ZM143 48H144V47H142L141 50H143V54H144V55L142 54L143 56H141V57L144 59V57L146 58V57L148 56V55H147V56L145 55V52L148 54L149 51H148V52H147V51L144 52L145 49H143ZM6 49H9L11 52H12V51H13V52H12L11 54H9V50L7 51ZM45 49L47 50V52L49 51V52H48V55H49V56H47V54H46V50H45ZM54 49H55V47H54ZM58 49H59V50H58ZM15 50H17V52H16ZM33 50H36V52L34 53ZM38 50H40V51L38 52ZM70 50H71V51H70ZM5 51L8 52V53L6 52V53L8 54V56H7V54L5 53ZM18 51H19V53H18ZM20 51H21V52H20ZM31 51H32L34 54H36V53L39 54V53H40V55H38V54L35 55V56H36L35 58L38 59V62H39L41 59H42L43 61H44L45 59H46L45 61H47V59H48V61L51 60V61H50L51 64L49 63L50 66L47 64L48 67H51V65H52L53 63H54L53 66L55 65L54 68H56L57 66H60V67L62 66L63 68L66 67V69H63V68L60 69L61 72H62V70L64 71V72H63L64 75L62 74L63 76L60 74V79H61V78H65V79L67 80V81L65 80L66 83H64V82H65L64 79H61V80H60L61 82L64 81V82L61 83V84H60V83L58 82V80H57V79L59 78L58 75H59V73H60V71L58 70V68L55 69V70H56V74L54 75V74H53V72H54V68H53V67H51V69L48 68L47 66H46L47 68L45 67V69L47 70V73L50 72V73H49V74H50L49 76L52 78V81H51L52 83H49L50 80H51L50 77L48 78V76L46 77L45 74H43L45 78H48V79H49V80H48V79H47V80H46V79H45V80L43 79V82H44V83L47 82V83L49 84V85H47V86H45L47 83H45V85H44V84H43V85L45 86V90H47V93H48V90H49V89L51 90V93L49 94L50 96H49L48 94L45 93V90H43V89H44V86H43V88L41 87L42 89H41L40 86H39V88H40L41 90H40V91H37V90H38L37 86L39 85L38 82H37L38 85H37V83H36V80L38 79L37 77H36V80L34 79L35 82L32 80L33 77H31L32 79H31V78H26V76H25V78L22 77V75H31V73H34V74H36V75L39 77V79H38L37 81H39L40 79H42V78H40V75H41L44 71H42V72L40 73L38 68H40L41 66H40V67H38V66H39V65H42V64H43V61H42V62H39V63H35L36 60H35V58L33 57V53H32ZM41 51H42V54H43L44 56L41 55ZM81 51H84V50L81 49ZM15 52H16V53H15ZM52 52H53L54 54H53ZM71 52H72V53H71ZM4 53H5V54H4ZM20 53H21L22 55H19ZM49 53L52 54V55H54V56L50 55ZM141 53H142V52H141ZM16 54H17V55H16ZM24 54H25V58H24ZM45 54H46V55H45ZM75 54H76V53H75ZM120 54H121V57H122V56L125 54V52L123 53V55H122V52L119 53V55H120ZM135 54H136V53H135ZM135 54H134V55H130L131 59L141 58V57H139V54H136V55H135ZM9 55H10V56H9ZM137 55H138V56H137ZM140 55H141V54H140ZM6 56H7V58H6ZM18 56H22V58H21V57H18ZM45 56H47V57H46V58H43V57H45ZM50 56H51V58H53V60H55V59L57 58V60H58L59 62H57V61H54V62H53L52 59L49 60L48 57H50ZM63 56H64V55H63ZM65 56H66V55H65ZM65 56H64V57H65ZM68 56H69V57H68ZM134 56H135V57H134ZM9 57H10V58H9ZM11 57H12V58H11ZM14 57H15V59H14ZM16 57H17V58H16ZM121 57H119V58H121ZM133 57H134V58H133ZM26 58H27V59H26ZM32 58L34 59V61H32ZM5 59H6V61H5ZM13 59H14V60H13ZM147 59H148V57H147ZM12 60H13V63H14V61H16V62H15V65H13V63L11 62ZM22 60H24V61H22ZM7 61H10V63H11L10 65H12V66H9V62H7ZM45 61H44V62H45ZM48 61H47V62H48ZM17 62H18V63H17ZM22 62L24 63V65H23ZM32 62L35 64L34 67H33V69L30 68V67H31L30 65H32ZM36 62H37V61H36ZM79 62H77V63H79ZM81 62H82V63H81ZM85 62H87V64H84ZM40 63H42V64H40ZM70 63H68V64H70ZM88 63H89V64H88ZM16 64H17V66L21 65V67L19 66V68H18V67L14 68V67L16 66ZM29 64H30V65H29ZM62 64H63L64 66H63ZM71 64H70V65H71ZM82 64H83V65H82ZM4 65H5L6 68L4 67ZM25 65H27V66H25ZM36 65H38V66H37L38 68L35 67ZM70 65H69V67H70ZM13 66H14V67H13ZM22 66H23V67H22ZM28 66H29V69L27 68ZM32 66H33V65H32ZM44 66H45V64L43 65L42 70H44ZM2 67H3V68H2ZM10 67H11V68L13 67V69H11ZM60 67H59V68H60ZM8 68H9V69H8ZM4 69H5V71H3ZM20 69H21V71H20ZM34 69H38V70H37L36 72H33ZM84 69H85L86 71H84ZM88 69H89V70H88ZM26 70H27V71H26ZM30 70H31V71H30ZM46 70H45V71H46ZM50 70H52V72H51ZM87 70H88V71H87ZM1 71H2L3 73H2ZM29 71H30V72H29ZM40 71H41V69H40ZM48 71H49V72H48ZM57 71H59V72L57 73ZM83 71H84V72H83ZM93 71H94V70H93ZM93 71H92V74H90V77H89V78H87L88 73H87V75H86V78H87L88 80H86V82H85V84H84L85 87H84V85H83V87H82V88H84L83 92L85 91V92H84L85 94L82 93V91H81V93L84 94V95H81V93H80V96H79L80 99H79V97H77L78 95L76 96L75 94H72V95L75 96V98H76V97H77V98H76V100H75L74 97H73V100H72V101H69V99L72 97V95L70 96V94H69V96H68V94H66V93L64 94V92H63V94L60 93L59 95H60V96H61V95H62V96L65 95V96H68L69 98L66 100L65 97H62V98H64L63 100H66V102L62 101V102H64V103L61 102V103L63 104V105H62L60 102H57V101H60V99H62V98H61L60 96H59V97H54V98H56V99H57V98H60L59 100H56V99H55V100H56L57 103H60V105H62L63 108H64V106H65L64 104L67 103V101H69L70 104L73 103L72 105L68 106V104H69V102H68L67 105H66V108H64V110H63V113H61L60 111H58V109H56L57 112H59L58 114H60V116H59L58 114H56L55 118L59 119V117H61L60 120H55V118H53V117H52V118H49V117H50L49 113L52 111L51 109H50L51 111H50L49 113L47 112L48 114H47V113L41 114V112L43 113V111H41V110H46V109H48V108L50 107V106H49V103H48V105H47V102H46V104H45V103H44L45 101H44L43 99H42V100L44 101L43 103H44L46 106L43 107V108L40 107V109L38 108L37 110H38L39 112H38L36 109L34 110V111H36L35 113H36L37 115H38V113H40V114H39V117H40L39 119H38V116H37L36 114H34L33 108H31V107H32L31 104H33V102L31 101V98H29V103L26 102V106L24 105L25 103L23 104V105H24V108L22 107L23 109L21 108V105H22V104L20 103V100H21L22 98H21V99L19 98L20 95H19V97H17L18 95H16V97L13 96L14 99H13L12 97H11V99H9V97H10L9 95L12 93V92H11L9 95L7 94V98L5 97L6 101H5L4 98L1 99L0 104H3V103L5 102L6 105L3 104L2 107H1V105H0V107H1V108H0V109H1V110H0V112H1V113H0V116H1L0 120L2 119V121H0V122H1L0 125H3V121H4V120H6V121H4L5 123H6V122L9 123L10 120L7 121V120H8L7 118H9L10 115H9V116L7 115V116H8V117H7L6 114H7V113L9 114V113L11 112V110H10L11 108H12V110H13V109H16L17 112H15L14 110H13V112H12V113L15 112L16 116H18V114H20L21 112H23V114H24L25 112H27L26 110L30 109V110L32 111L33 114L29 113L30 115H28V116H30L29 119L32 118L33 120L31 119L32 121H30V120H29V121H30V122H34V124H35L36 121L39 122V124H41L40 122H44V121H41V120H42L41 118L43 117V115H46V114H47V115L43 117L44 120L46 119V121H47V118H46V117L48 116V118H49L48 120H52V119H53V120H52L53 125L55 124V123H54L55 121H56V122L59 121V122L56 123L57 126L60 125V124L62 123L61 121H62L63 119H65L66 117H67L66 120L71 119L72 121H73L74 117H76V120L73 121V123H74V122H76V124H78L79 122L82 123V124L80 123L82 128L80 127V128H81V129H80V128L78 127V130H81V131H79V132H81V133H78V132L76 133V131H78V130H74V129L72 128V126H71V125H74V126H75V124H72V121H71V120H70V121L68 120L69 123L71 122V123H70V126H71L72 130H74L75 133L72 132V130H71L72 133L70 134V132H69V134H70L72 137H71V136H70V138L67 137V135H68V134H67V133H68V129L70 128V127L67 126V127H68V128L66 129L67 131H66V132L64 131L67 135L64 134L65 137H64L63 139H61L62 142L60 141V138L63 137V136H62L63 134L60 136V138H59V142H60V144H59V142L57 141V137H56V136L59 135V134H61V133H63L62 130L59 129V131H61V133H57V134H56L55 132L51 131V132L54 133V134L51 133V135L53 134V136H54V135L56 134V136H54V137L50 136V138H49V134H47L48 138H47V140H46V142H45V141H44V140H45V137H44V136H45V133H46L48 127L46 128V131H45L44 135L42 134V132H43L42 130H43V127H44V126H47V124L44 125L43 127H42L43 124H41L40 127H42V129H40V127L38 128V129H40L41 133H38V132H40V131H38V130L36 129V128L39 126V124H35V125H33V126H32L33 129H32V127H30V128L32 129V131H33V132H32L31 129L29 128V125H30V124L32 125L33 123H30L29 121H28V122H29L30 124H29V123H28V124H24L23 122H22V123L20 122V121H22V120H25L24 122H26V120H28V119H27L28 116H27V117H24V118L22 117V118H23L22 120L20 119L21 117L18 118L19 116H18V117H13L16 121L18 120V121L20 122V123H19V122L17 121V122H18V125L21 126V129H22V127H23L24 130H26L25 128H29L30 130L28 129V130H26V131H31V133H34V135H33V134H29V133H30V132H29V133H27V134H28V135H27L26 132L24 131V133L27 135L26 137L24 136L25 138H29V137L31 138V137H34V138L36 139V141H34L35 139H34V140H33V139H30V140H33L32 143H31V141L28 140V141H29L28 143H29V144L31 143V144H30L31 146H30L29 149H28V151L32 150V151H30V153H32V152L35 151V150L33 151V149H32L31 147H33L34 149L37 148V149L39 150V147H36V145L42 147L43 149H44V146H45V149H44V150H45L46 153H45L44 151H42V152L44 153V154H42V152H41V148H40V150H39V152H38L39 154L37 153V150H36L35 155H34L35 157L38 158L39 155H40V152H41V155H43L44 157L47 156V160H48V157H50L49 161H46V162H45V159H46V158H45V159L41 158V159L44 160V161H42L41 159H39V160H41V161H40V162H41L40 165H42L43 162H45L44 164H48V162H50V160H52V162L55 160V164L57 163L56 161H58V163H60V165H61V166H59L58 163H57L58 166L55 165V167H54V166H52L53 163H52V164L50 163V164H48L47 166H46V165H45V166L42 165V166L40 167L39 164H37V165L35 164V163H37V161H36V160H38L37 158L35 159L34 156H33V157L31 156L32 158L28 156V157H29V159H28V157L25 156L26 154H23V153H20L21 156L23 155L22 158L19 157L20 161H22V162L20 163L21 165L19 164V160H17L18 163L16 162V163H17V165H16V164H15V161H14L12 158L15 159V157H16V155H17L16 152H18L19 149H20L19 152H21V148H22V147H23L22 149L24 150L25 143H23V142H26V141H23V142H22L23 144H22V143L19 144V145H21L22 147H21V146H18L19 148L15 150L16 152H15L14 154L12 153V154L14 155V157H13V156L11 157L12 161H14V164L17 166V168H16L17 170H20V169H21V168H19V165H20V167L22 166V168H23V166H24V169H21V170L19 171L18 175L21 174V171H22V170H23L22 174H24V171L27 170L28 167H30L31 165H34V164H35L34 167H39V168H41V170L43 171V174H44V175H49V174H48L49 172H47V171H50V169L53 170V171H58V170H59L58 173H60V171H61V173H63L62 171H64V170L67 169V166L65 165L66 162H68L67 160H69V158H71V157L73 156V155L70 154V153H72L73 148H75V147L72 148V144H73V142H74V143H76V144L79 146V142H80L79 140H80V139H81V142H82V139H83V143H81V144H84V146H85V150L88 151L86 147L90 144L89 141H92V138H93V137H91V136H92V132H90L91 129H90L89 125H88V126L83 125L84 123L86 124V122L83 121V118H84V120H85V118L87 119V117H86V115H85V112H86L85 110L88 108L87 105H86V104H88V103H86V102H89V100L86 99L87 96H88V90H90V91H92V92L95 91L94 94L97 93V94H100L99 96H101V95H103L104 92H106V90L108 89V88H106L107 86H105V85H106V84H105L106 81L104 82V86H105V87H102V86H101V85H102V84H101L102 81H101V82L98 81V80L101 79L102 77H101L97 72H95V71H94V73H93ZM123 71H124V72H123ZM126 71H127V70H125V69H122V71L120 70V72H121L122 75L125 74ZM28 72H29V74H28ZM1 73H2V74H1ZM19 73H20V74H19ZM21 73H22V75H21ZM37 73L40 74V75H38ZM75 73H76V74H75ZM6 74H8V76H7ZM9 75H11V76H9ZM36 75H34V77H35ZM47 75H48V74H47ZM72 75H69V76H68L69 81H70V77H71ZM98 75H99V77H101V78L98 79V77H96V76H98ZM5 76H6V77H5ZM31 76H33V74H32ZM41 76H42V75H41ZM64 76H65V77H64ZM88 76H89V75H88ZM93 76H94V78L96 77L95 80H94V78L92 79ZM4 77H5L6 79H3ZM29 77H30V76H29ZM42 77H43V76H42ZM44 77H43V78H44ZM53 77H54V79H53ZM56 77H58V78H56ZM8 78H10V79H8ZM11 78H12V79H16L17 81H18V79L22 80L21 82L18 81L19 84L21 83L22 86H20V85L17 86L18 84H16V83H17L16 80H14L15 82H13V81L11 80ZM76 78H75V79H76ZM71 79H73V78L71 77ZM81 79H82V80H81ZM97 79H98V80H97ZM24 80H25V81L28 80L27 82H29V83H27V82L25 83ZM56 80H57V82H56ZM62 80H63V81H62ZM93 80H94V83H93ZM102 80H104V79L102 78ZM105 80H106V79H105ZM71 81H72V80H71ZM77 81H75V83H76ZM87 81H88V82H87ZM97 81L100 82V85L97 83ZM32 82H33V83H32ZM39 82H40V81H39ZM95 82L100 86L101 89H98L97 87L94 88L95 86H97V85L94 86V84H96ZM3 83H5V84H3ZM12 83H13V84H12ZM40 83H42V82H40ZM73 83H74V81H72V84H73ZM90 83L93 84V86H94V87H93V90L95 89L94 91L90 88V87H92V84H90ZM106 83H107V85H108V84H109V81L106 82ZM2 84H3L4 86H2ZM6 84L8 85V87L5 86ZM29 84H30V86H29ZM32 84H33V85H32ZM68 84H70V82H69ZM15 85H16V86H15ZM27 85H28V86H27ZM63 85H64L65 87H64ZM12 86H13V87H12ZM49 86H50V87H49ZM89 86H90V87H89ZM20 87H21V88H20ZM25 87H26L27 89L30 88L29 90H27V92H29L30 90H32L31 88H33V89H37L36 91H37L38 93H36L35 91H30V92L27 94ZM47 87H48L49 89H46ZM53 87H54V86H53ZM60 87H61L62 90L60 89ZM72 87H73V88H72ZM88 87H89L90 89H89ZM85 88H87V89L85 90ZM9 89H11V90H9ZM57 89H56L55 91H57ZM96 89H97V90H96ZM105 89H106V90H105ZM71 90L69 89L68 91L70 92ZM78 90H79V92H77ZM99 90H101L102 93H100L101 91L98 92ZM15 91H16L17 93H15ZM21 91H22V90H21ZM55 91H54V92H55ZM59 91L57 92V94H56V92H55V95H58ZM68 91H67V93H68ZM90 91H89V92H90ZM31 92H33L34 95H33ZM34 92H35L36 94H35ZM49 92H50V91H49ZM71 92H72V91H71ZM71 92H70V93H71ZM14 93H15V94H14ZM45 94H46V95H45ZM97 94H95V101L93 100L94 103H95V105H96V103H97L96 101H98V98H99V100H100L102 97L104 98V96H102V97H97V98H96V95H97ZM55 95H54V96H55ZM8 96H9V97H8ZM11 96H12V95H11ZM41 96H42V97H41ZM48 96H49V97H48ZM52 96H53V95H52ZM84 96H86L85 99H86L87 101H83ZM25 98H26V99H25ZM27 98H28V97H25V96H24L23 99H22L21 101L24 102V99H25L26 101H28ZM81 98H82V100H81ZM103 98L101 99V101H98L100 104L97 103V105H96L95 108H94L95 105H94L93 103H92V104H93V107H90L92 104L89 103L90 106H89V105H88V106L90 107L89 109L91 110V111H89V110L87 109V113H88V121H89V122H90V118H91V116H92L94 113H95L96 115H97V113H98V115H97L98 117L102 116L101 113H103V112H104L103 116L106 115V114H105L106 111L104 110V111L102 112V110H103L104 108L102 109V107H101V106L104 105V103H105V102L103 101V100H105V98H104V99H103ZM3 99H4V102H3ZM39 99H40V101H38ZM71 99H72V98H71ZM78 99H79L80 101L85 102L84 104L82 103V106L84 105V107H86V108H83V107L81 106V108H83V112H84L83 116L85 115V117H82L81 109H80V110H77V108H76V107H78V106L80 107L79 103H81V102H79ZM85 99H84V100H85ZM16 100L19 101V105H16V107L18 108V106H20V108H21V109L19 110L20 112H18V109H19V108L17 109V108H15V105H12V104H14L15 102L17 103ZM47 100H46V101H47ZM55 100L53 99V101H55ZM77 100H78V101H77ZM8 101H9V102H8ZM14 101H15V102H14ZM35 101H36V102H35ZM53 101H51L52 104L56 103V102L53 103ZM73 101H75V102H73ZM102 101H103V102H102ZM7 102H8V103H7ZM31 102H32V103H31ZM48 102H49V101H48ZM51 102H50V104H51ZM76 102H77V103H76ZM10 103H12V104H11L12 106H9ZM30 103H31V104H30ZM36 103H37V104H36ZM41 103H42V102H41ZM43 103H42V104H43ZM102 103H103V104H102ZM28 104H30V105H28ZM74 104H75L76 107H73ZM76 104H78V105H76ZM116 104L118 105V103H115V102H114V106H116ZM27 105H28V106H27ZM54 105H57V104H54ZM54 105H53V106H54ZM58 105H59V104H58ZM98 105H101V106H100L101 108H100ZM4 106H5L6 108H5ZM8 106H9L10 108H9ZM30 106H31V107H30ZM34 106H35V107H34ZM51 106H52V105H51ZM97 106L99 107L98 109H102V110H101V113H100V110L98 111ZM3 107H4V110L2 109ZM25 107H27L28 109L25 108ZM59 107H60V106H58V108H59ZM69 107H70V108H69ZM79 107H78V108H79ZM116 107H117V106H116ZM7 108H8V109H7ZM41 108H42V109H41ZM63 108L60 107V109H63ZM92 108H93V109H92ZM60 109H59V110H60ZM65 109H67V110H65ZM75 109H76V110H75ZM84 109H85V110H84ZM96 109H97V111H96ZM6 110H8V111L6 112ZM53 110H55V108H54ZM56 110H55V111H56ZM74 110H75L76 112L79 111V112H81V113L73 115V119H72V118H71V117H72V113H73V112L76 113ZM92 110H93V113H92ZM3 111H4V113H2ZM40 111H41V112H40ZM46 111H49V109L46 110ZM46 111H44V112H46ZM61 111H62V110H61ZM29 112H30V111H29ZM52 112H53V111H52ZM52 112H51V114H54V112H53V113H52ZM64 112H66V113H64ZM89 112H90L91 114H89ZM5 113H6V114H5ZM12 113H11V115H14V116H15V114H12ZM87 113H86V114H87ZM3 114H4V115H3ZM23 114L21 113L20 115L22 116ZM25 114H27V113H25ZM65 114H66L67 116H66ZM80 114H81V116H80ZM33 115H34V116L36 115V116L34 117ZM40 115H42V117H41ZM57 115H58V117H57ZM70 115H71V117H70ZM76 115H78L79 119L77 118ZM3 116H4V119H3ZM5 116H6L7 118H5ZM24 116H25V115H24ZM52 116H53V115H52ZM11 117H12V116H11ZM63 117H65V118H63ZM68 117H69V118H68ZM80 117H81V118H80ZM104 117H105V116H104ZM104 117H102L103 119L100 117V118H99V121H100V122L102 121V123H103V120L105 119ZM13 118H12V119H13ZM16 118H18V119H16ZM107 118L109 119L110 116L108 115ZM107 118H106V120H104V121H107V120H108ZM12 119H11V121H12ZM40 119H41V120H40ZM101 119H102V120H101ZM15 120H13V122H14ZM54 120H55V121H54ZM66 120H65V121H66ZM77 120H79V122H78ZM115 120H116V119H115ZM11 121H10V123H9V126H10V124L13 123V122L11 123ZM46 121H45V122H46ZM65 121H63V125H64V124H68V125H69V123H65ZM99 121H98V122H99ZM37 122H36V123H37ZM52 122H49V124L52 123ZM98 122H97V123H98ZM100 122H99V124H100L101 126H103ZM8 123L5 124V127L8 126ZM46 123H47V122H46ZM58 123H60V124H58ZM106 123H107V122H105V123H103V124L105 125ZM44 124H45V123H44ZM88 124H89V123H88ZM99 124L96 125V128H98L97 126H99ZM13 125H15V126H14L15 129L18 127V125H17L16 123H15V124H12V126H13ZM16 125H17V127H16ZM31 125H30V126H31ZM37 125H38V126H37ZM63 125H60V126H63ZM12 126H10V129L7 127V128L9 129V130H8V129L5 128L4 125H3V129H4V128L7 129V131L5 130V131H6L5 133L11 131V130L13 129ZM48 126H49V125H48ZM50 126H51V129H52L53 126H52L51 124H50ZM55 126H56V125H55ZM60 126H58V127H60ZM74 126H73V127H74ZM77 126H79V124H78ZM83 126L86 127V128H84ZM0 127H1V126H0ZM64 127L66 128V125H65ZM64 127H63V128L60 127V128H62L63 130H65ZM87 127H89V128H88V131H89V132H86V131H87ZM103 127H104V126H103ZM103 127H102V128H103ZM11 128H12V129H11ZM44 128H45V127H44ZM55 128H56L57 131H58V128H57V127H55ZM71 128H70V129H71ZM74 128H76V126H75ZM104 128H105V127H104ZM1 129H2V128H1ZM1 129H0V132L2 131ZM15 129H14V131H15ZM19 129H20V127H19ZM21 129H20V130H21ZM35 129H36V130H35ZM76 129H77V128H76ZM89 129H90V130H89ZM105 129H106V128H105ZM105 129L102 131V129H101V127H100V129H98V132L100 131L101 133H99V134L97 133L98 135L96 134V136H99V137H101V138L103 139V137H104V135H105V138H104V139H106V132H107V131H106ZM16 130H18V129H16ZM44 130H45V129H44ZM49 130H50V128L48 129V132L50 133ZM53 130H54V128H53ZM84 130H86L85 133H87V134H84ZM22 131H23V130L20 131L21 134H22V135H20V136H18V135H19L18 131L16 132L17 136L15 135L14 132H13L14 135H13V133L11 132V133H12L11 135H12V136H15V137L17 138L16 141H14V139H13V141L15 142V144H16L17 142H18V143L21 142L19 138H21V139L23 138L22 136L24 135V133H22ZM34 131H36V132L38 133V135H36L37 133L34 132ZM54 131H55V130H54ZM57 131H56V132H57ZM48 132H47V133H48ZM103 132H104V133H103ZM5 133H4V131H3V134H5ZM90 133H91V134H90ZM94 133H95V132H94ZM94 133H93V134H94ZM0 134H1V133H0ZM7 134H8V133H7ZM81 134H82L83 136H82ZM100 134H101V135H100ZM103 134H104V135H103ZM8 135H10V134H8ZM8 135H7V137L9 138L10 136H8ZM75 135H77V136L74 137ZM80 135H81V137H80ZM86 135H87V136L89 135V136L86 137ZM3 136H5V135H3ZM3 136L1 135V138H2ZM38 136H39V137L41 136V137L39 138ZM68 136H69V135H68ZM55 137H56V141H55ZM82 137H86L85 140H87V139L89 138V139H88L89 141H88V142H87V141H84V138H82ZM99 137H96V138L99 139ZM12 138H13V137H10V139L7 140V141L10 143V142H11L10 140H12ZM16 138H15V139H16ZM25 138H24V139H25ZM66 138H67V139H66ZM74 138H75V139H74ZM101 138L98 140L99 143H101V141H102ZM6 139H7V138H6V136H5V139H2V141H3V140H6ZM40 139H41V140H40ZM72 139H73V140H72ZM90 139H91V140H90ZM104 139H103V140H104ZM22 140H23V139H22ZM49 140H50L51 142H50ZM71 140H72V141H71ZM75 140H78V142H77V141L75 142ZM2 141H1V142H2ZM19 141H20V142H19ZM41 141H42V142H41ZM47 141H48L49 145H47ZM52 141H54V142H52ZM105 141H106V140H105ZM105 141H104V142H105ZM1 142H0V144H1ZM3 142H4V141H3ZM8 142H7V143H8ZM35 142L38 143V144H36ZM40 142H41L42 144H41ZM67 142H68V143H67ZM71 142H72V143H71ZM84 142H85V143H84ZM9 143H8V144H9ZM11 143H12V142H11ZM11 143L9 144L10 147H11V145H12V146L14 145L13 143H12V144H11ZM28 143H27V145L29 146ZM33 143H34V144H33ZM64 143H65V144L67 143V144H66L67 147H65V145H63ZM86 143H87V144H86ZM102 143H103V141H102ZM102 143L99 144V145H100L99 147H102L103 150L107 149V150L109 151L108 148H109L110 146H108V148H105L106 146L103 147V146H102ZM3 144H4V143H3ZM3 144L0 145V146L2 147ZM35 144H36V145H35ZM76 144H73V145L77 146ZM81 144H80V146H81V147H84V146H82ZM4 145H6V144H4ZM16 145H17V144H16ZM27 145H26V146H27ZM42 145H43V146H42ZM61 145H62V146H61ZM69 145L71 146V149H72V150H70ZM104 145H106V142L104 143ZM9 146L7 145V147L5 146L6 148H3V147L0 148V152L2 151V153H0V157L2 156L1 154H3V151H7V150H8V151L11 153V148H13L14 146L11 147V148H8ZM28 146H27V148H28ZM54 146H55V147L58 146L59 150H60L61 152L63 151V155L61 154V155L58 156V155L56 154V151H55V150L53 151ZM46 147H47V148H46ZM64 147H65V148H64ZM81 147H80V148H79V147H76V149H77V150H78V149L81 150V149H82ZM99 147H96V148L99 150V149H101V148H99ZM14 148H15V147H14ZM16 148H17V146H16ZM25 148H26V147H25ZM104 148H105V149H104ZM43 149H42V150H43ZM88 149H89V148H88ZM12 150H13V149H12ZM23 150H22V152H23ZM59 150H58V151H59ZM103 150H102V151H103ZM111 150H112V149H111ZM111 150H110L109 152H107V151L105 150V151L107 152V153H106L107 156H108V154H110ZM13 151H14V150H13ZM24 151H25V150H24ZM26 151H27V150H26ZM26 151H25V152H26ZM28 151H27L26 153H29ZM49 151L51 152L52 155L50 154ZM73 151H75V149H74ZM100 151H101V150H100ZM9 152H8V153H7V152H4V153H7V154H6V157H8V156H7L8 154H9V156H11V154H10ZM19 152H18V155H19ZM78 152H79V153H82V154L84 153V154L82 155V157H81V155H78V154H75V155H78V156H80V157L83 158V159L86 158V159H84V161H86V160H87V157L84 156V155L86 154L85 151L82 150V152H80V151L78 150L76 153H78ZM112 152H113V151H112ZM112 152H111V153H112ZM95 153L97 154V152H95ZM15 154H16V155H15ZM37 154H38V156H37ZM53 154H54L55 156H54ZM72 154H73V153H72ZM102 154H103V153H102ZM102 154H100V155L102 156ZM104 154H105V152H104ZM32 155H33V153H32ZM48 155H49V156H48ZM68 155H70L71 157L69 156V158H68V157L65 158V156H68ZM75 155H74L73 158H71V160H72L73 162H70L71 160L69 161V163H74L73 165H74L75 167H73V165H72V167H68L69 169H70V168L75 169V168L77 167L75 164H76V161H77L78 159L80 160V158H79L78 156H76V158H77V157H78V158H77L76 161L74 162ZM98 155H99V154H98ZM4 156H5V154L1 157V158H2V161H3L4 158H6V157H4ZM53 156H54V157H53ZM56 156H58V157H57V160H56ZM63 156H64V157H63ZM86 156H87V155H86ZM107 156H106V155L103 156V157H105V160L107 159ZM3 157H4V158H3ZM25 157H26V158H25ZM41 157H42V156H41ZM61 157H63L64 160H63V158H61ZM98 157H99V156H98ZM16 158H18V156H17ZM30 158H31V159H30ZM51 158H53V159H51ZM7 159H8V158H7ZM11 159H10V161H9V159L7 160V161H9V164H8L6 161H3V162H2L3 165L0 164V166H1V167H2V166H4V167L6 166V167H7L8 165L10 166V165H11V162H12ZM24 159H27V160L24 161ZM83 159H82V160H83ZM98 159H99V158H98ZM100 159H101V157H100ZM0 160H1V159H0ZM4 160H5V159H4ZM29 160H30V163H29ZM61 160H63V161H61ZM105 160H104V161H105ZM84 161L81 162V160H80L81 163H80L79 161H78V162H79L80 164H82V163H85ZM96 161H97V160H96ZM96 161H94V162H96ZM33 162H34V163H33ZM89 162H90V161H89ZM4 163H5V164H4ZM6 163H7V164H6ZM22 163H23V165H22ZM27 163H28V164H27ZM31 163H32V164H31ZM62 163H63V164H62ZM69 163H68V164H69ZM79 163H78V164H79ZM14 164L12 163L13 166H15ZM26 164H27V165H26ZM30 164H31V165H30ZM85 164H86V163H85ZM85 164L80 165L79 167H80V168H81V167H84ZM49 165H50V167L52 166V168H49V169H48V166H49ZM62 165H64V166H62ZM90 165H92V163H89V165H88L89 169H90V167H91ZM13 166L8 167V168H10V169L7 168V170H1V173H2V171H3V172L5 171L6 173H9V176H8V174H7L8 177L13 178V179H16V178H17V179H19V181H18V180H16V181L21 182L20 180H21L22 178H21V177H18V175H16L17 173H15V171H14L15 174H13V170H14L15 167H16V166H15V167H13ZM65 166H66V169L63 170L61 167L64 168ZM70 166H71V164H70ZM97 166H98V165H97ZM99 166H101V165H99ZM99 166H98V168H99ZM1 167H0V169H1ZM4 167H3V168H4ZM6 167H5V168H6ZM11 167H12V168H11ZM43 167H44V169H48V170H47V171L44 170ZM3 168H2V169H3ZM5 168H4V169H5ZM13 168H14V169H13ZM18 168H19V169H18ZM59 168H61L62 170H60ZM16 169H15V170H16ZM54 169H55V170H54ZM72 169H70L71 172H70L69 170H68V172L73 173L74 170H72ZM7 171H8V172H7ZM65 172H66V174L64 173L65 175L70 174V173H68L67 171H65ZM74 172H75V171H74ZM10 173H11L12 175H14V176L16 175V177L14 178V177L10 176V175H11ZM2 174H3V176L5 175L4 173H2ZM2 174H1V176H2ZM64 174H62L61 176L59 175V176H60V179H61V177H62ZM56 175H57V172H56ZM5 176H6V175H5ZM7 176L5 177V178H6V181L4 180V178H3V180H4L5 183H7L8 185L4 183L5 185H7V187L4 186V187H5V188H4L5 190H3V192H2V190H1L3 187H2V188L0 187V193H1V194H0V197L3 196V193H5V194H4V197L10 195V197H11L10 199H12L14 196H15V197H18L17 193L20 194L19 189H18V190H13L14 188H11V185H12V184H10V183H11V181L14 182V180L12 179V180L10 181L9 179H7ZM19 176H22V177L24 178V175H19ZM65 177L67 178V176H65ZM65 177H63L62 179H64ZM1 178H2V177H1ZM20 178H21V179H20ZM3 180L1 181V179H0L1 184H3V183H2ZM8 180H9L10 182H8ZM22 180H23V179H22ZM13 182H12V183H13ZM14 183H15V182H14ZM1 184H0V186H2ZM4 184H3V185H4ZM19 184H20V183H19ZM19 184H18V183H17V184L15 183V185H17L18 188L20 187ZM15 185H14V186H15ZM12 186H13V185H12ZM14 186H13V187H14ZM47 186H49V185H46V184H45V187L48 188L49 191H48V189H45V190L42 189V190H43L42 193H39V194H38V193H35L36 196L34 195L33 198H34V197L37 198V195H39L40 197H43V196H44L45 194H47L48 192L51 193V192L53 191V187L50 186V187H51V188H50V187H47ZM15 188H16V187H15ZM4 191H5V192H4ZM8 191H9V192H8ZM7 192H8L9 195L6 194ZM15 193H16V194H15ZM49 193H48V194H49ZM12 194H14V195H12ZM33 194H34V193H33ZM30 196H31V197L27 199L28 201H24V202H23V203L26 202L25 204H23V205L25 206L24 208H22V207H23V206H22V202H21V203L19 202V205H18V204L16 205V203L14 202L16 198H13L12 200L9 199V201H8V200H6L7 197H6V199H4V198L2 197V198H3V201H6V202H5L6 204H5V203L1 200V198H0V201L2 202V203L0 202V203H1L0 206H2V207H0V219H2V220H6L7 222H12V221H10V220H13V219H14V218H12V216H17V215H14V214H17L16 212H17L18 210H19L20 213L23 212V211L21 210V208H22L23 210H26L25 212H27V213L23 212L25 216L31 215V214H32L31 212H32L33 209H34V208L31 207V206H32L33 203H35L37 200H35L36 198H34V201H35V202L31 203V205H30L31 210H32V211H31V210L29 209L30 207H29V206L27 207V205H28L30 202H32V201H29V199H30V200H33V199H32V194H31ZM39 196H38V197H39ZM8 198H9V197H8ZM27 203H28V204H27ZM36 203H37V204L39 203L38 205H39L40 207H41V205L45 204L43 207L39 208V209H40V212L43 211V210H45V209H48L47 212H49V209H50V207H51L50 205L52 204V202H51V203H47V202H46V203H44V202L41 203V202H39V201L36 202ZM4 204H5V205H4ZM14 204H15V205H14ZM26 204H27V205H26ZM37 204H36V205H37ZM47 204H48L50 207L47 206ZM3 205H4V206H3ZM20 206H21V207H20ZM11 207H14V210H13L12 212L10 211V208H11ZM34 207L37 208V206H35V205H34ZM32 208H33V209H32ZM42 208H43V209H42ZM17 209H18V210H17ZM39 209L37 208V211H39ZM28 210L30 211V212H29L30 214L28 213ZM45 212H46V210H45ZM11 218H12V219H11ZM0 229H2V228H0Z\"/></svg>",
    "mask_w": 264,
    "mask_h": 264
}]
</instances>
